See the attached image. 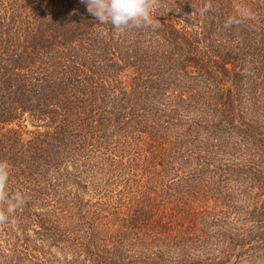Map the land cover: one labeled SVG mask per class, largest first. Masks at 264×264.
Segmentation results:
<instances>
[{"label": "trees", "instance_id": "16d2710c", "mask_svg": "<svg viewBox=\"0 0 264 264\" xmlns=\"http://www.w3.org/2000/svg\"><path fill=\"white\" fill-rule=\"evenodd\" d=\"M207 2L0 0V264H264V0Z\"/></svg>", "mask_w": 264, "mask_h": 264}, {"label": "clouds", "instance_id": "9594fccd", "mask_svg": "<svg viewBox=\"0 0 264 264\" xmlns=\"http://www.w3.org/2000/svg\"><path fill=\"white\" fill-rule=\"evenodd\" d=\"M86 10L99 21V24H111L119 32L130 28H158L159 21L153 10L158 7L159 0H80ZM211 0L204 5L203 12L212 10ZM253 18L250 9L238 7L236 15L229 16L224 27L238 25L245 19ZM11 165L7 160H0V225L10 222L15 212L25 203V195L20 190L9 191Z\"/></svg>", "mask_w": 264, "mask_h": 264}, {"label": "rangeland", "instance_id": "374dc122", "mask_svg": "<svg viewBox=\"0 0 264 264\" xmlns=\"http://www.w3.org/2000/svg\"><path fill=\"white\" fill-rule=\"evenodd\" d=\"M28 125V129H30V130H32V129H34L33 128V126H31V124L29 123V124H27ZM215 248V249H214ZM56 251V250H55ZM208 251H210V252H216V247H212V248H210V249H206V252H208ZM57 252V258H59V257H61V254H60V252H58V251H56ZM194 252H196V251H194ZM205 251H201V250H197V253L196 254H205L206 253Z\"/></svg>", "mask_w": 264, "mask_h": 264}]
</instances>
